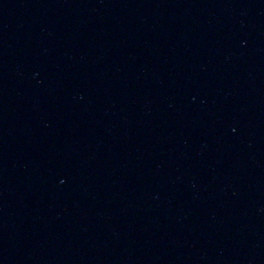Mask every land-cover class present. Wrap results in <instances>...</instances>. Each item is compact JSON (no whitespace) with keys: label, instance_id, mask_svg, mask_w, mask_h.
Masks as SVG:
<instances>
[{"label":"water","instance_id":"95a60500","mask_svg":"<svg viewBox=\"0 0 264 264\" xmlns=\"http://www.w3.org/2000/svg\"><path fill=\"white\" fill-rule=\"evenodd\" d=\"M46 264H264V0H31Z\"/></svg>","mask_w":264,"mask_h":264}]
</instances>
